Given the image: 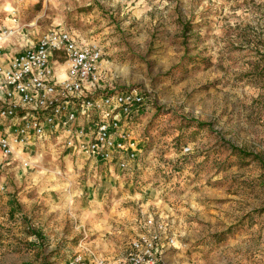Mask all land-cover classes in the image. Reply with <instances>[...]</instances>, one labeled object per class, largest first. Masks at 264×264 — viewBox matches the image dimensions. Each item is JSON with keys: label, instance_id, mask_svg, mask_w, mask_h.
I'll return each mask as SVG.
<instances>
[{"label": "rangeland", "instance_id": "rangeland-1", "mask_svg": "<svg viewBox=\"0 0 264 264\" xmlns=\"http://www.w3.org/2000/svg\"><path fill=\"white\" fill-rule=\"evenodd\" d=\"M18 18L20 28L64 29L99 44L102 83L146 95L133 126L139 162L125 172L112 167L124 180L92 211L98 230L123 252L142 220L160 217L179 248L166 264H264V169L230 151L264 160V0H28ZM189 122L202 128L184 132L183 148L192 153H180L185 160L176 165L172 146ZM14 170L22 169L0 165V175ZM17 188L0 180V197L17 196ZM38 220L30 218L29 233ZM79 224L70 225L72 246L82 241ZM185 236L198 239L187 254ZM34 242L29 249L43 248L53 264V244ZM5 263L36 260L19 250L0 258Z\"/></svg>", "mask_w": 264, "mask_h": 264}, {"label": "built area", "instance_id": "built-area-1", "mask_svg": "<svg viewBox=\"0 0 264 264\" xmlns=\"http://www.w3.org/2000/svg\"><path fill=\"white\" fill-rule=\"evenodd\" d=\"M28 0H0V45L19 28V9ZM103 48L67 30L50 28L33 45L7 57L0 46V153H34L21 160L32 169L42 160L37 145L57 139L66 151L95 165L118 159L121 172L134 169L138 142L133 126L146 102L139 88L106 86L101 79ZM58 72H63L59 76ZM192 150L186 146L182 154ZM136 167V166H135ZM59 174V172H58ZM125 256L106 259L87 249L66 264H158L177 245L167 220L147 217Z\"/></svg>", "mask_w": 264, "mask_h": 264}, {"label": "crops", "instance_id": "crops-1", "mask_svg": "<svg viewBox=\"0 0 264 264\" xmlns=\"http://www.w3.org/2000/svg\"><path fill=\"white\" fill-rule=\"evenodd\" d=\"M43 33H37L28 27L19 28L0 45L6 55L3 62H7V57L13 56L23 47L36 44ZM72 34L77 37L74 33ZM58 75L63 76L64 73L58 72ZM57 145V139L54 138L38 143V151L42 153L43 157L40 170L24 169L21 166V160L26 158L34 160L32 152L26 154L19 149L12 158H4L0 153L1 166L3 164L4 166L17 165L22 169L0 175V180L3 182L12 180L15 185H18L17 191H19L17 196L0 197V247L3 248L0 251V258L8 257L10 259L14 251L20 250L21 257H28L31 261L35 259L36 264H46L49 259L43 248L33 246L34 250L29 249V243H35V240L53 244V249L56 252L49 255L53 264H66L71 254L74 252L85 253L87 249L93 250L97 255L106 259L125 256L128 250L125 248L123 252H120V246L113 245L111 238L107 237L110 232L98 230L101 229V226L96 223L97 219H93L96 216L91 214L92 211L103 209L105 199L111 192L115 193L118 190L117 182L120 183L124 180V177L119 180V176H116L112 169V167H118V159L95 165L71 151L61 150ZM57 159L61 160L57 161ZM78 179H83L84 183L81 184ZM59 180H68V183ZM86 213L88 214L84 217L83 214ZM34 214L36 216H33ZM39 215L43 216L41 217L44 219L43 222L40 221ZM37 216L40 220L32 225L33 229L29 233V224L31 223L29 220ZM77 221L80 223L79 227H83L80 238L82 241L72 246L69 241L72 240L75 233L70 225ZM86 223L94 224L95 228L93 229H96V232L85 227ZM112 236L115 240L119 239L115 233ZM197 240L191 239V237L188 240V236L183 238V241L187 242L185 247L182 246L186 254L190 244ZM17 244L20 245L19 248H16ZM178 249L176 246L164 253L158 264H166L164 260L174 256ZM181 256L183 257V255ZM187 256L184 259H188Z\"/></svg>", "mask_w": 264, "mask_h": 264}, {"label": "trees", "instance_id": "trees-1", "mask_svg": "<svg viewBox=\"0 0 264 264\" xmlns=\"http://www.w3.org/2000/svg\"><path fill=\"white\" fill-rule=\"evenodd\" d=\"M191 128L201 129L202 127L198 124H197V126H193L189 122L186 124V126L181 128L180 135L177 136L178 138H175V143H174V146H172V147L174 148V150H176L175 153L179 152L178 160H176L177 162H175L176 165L179 163L178 161H180V160L182 163H184L183 161L185 160V157H183V155L180 154V153H182L181 150L183 149V146H184V144H183L184 132L187 131L188 129H191ZM194 134H196V133L194 132ZM230 151L232 153V156H236L237 158H240L242 161L246 160V159H252V161L257 162L261 166V168L264 169V160H262V157L259 156L258 154L245 153V152H242L241 150H236L233 147L230 148ZM182 168H183V166H178L177 170L178 169L181 170ZM259 213L260 212H257L256 214H259ZM251 217H253V216H251ZM252 219L253 218H250V220L247 221L248 226H252L254 224V223H252V221H253Z\"/></svg>", "mask_w": 264, "mask_h": 264}]
</instances>
